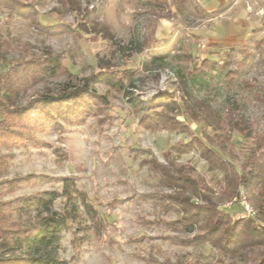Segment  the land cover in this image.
Returning a JSON list of instances; mask_svg holds the SVG:
<instances>
[{
  "label": "rangeland",
  "instance_id": "obj_1",
  "mask_svg": "<svg viewBox=\"0 0 264 264\" xmlns=\"http://www.w3.org/2000/svg\"><path fill=\"white\" fill-rule=\"evenodd\" d=\"M19 1L30 8L0 4V77L15 87L16 107L75 92L94 75L112 76L123 87L92 84L97 97L79 122L33 116L30 125L13 123L35 139L0 142V182L23 180L0 188V202L42 198L47 205L9 212L5 225L26 228L72 216L46 250L64 264H231L220 249L195 241L203 222L178 224L182 208L164 202L176 191L153 165L190 171L202 180L199 194L209 193L231 222L256 218L246 190L212 168L199 145L188 151L186 144L215 146L212 125L220 118L227 125L243 118L264 136V0ZM205 60L226 64L233 79L201 71ZM169 100L186 128L145 127L144 104L161 113ZM208 108L214 117L204 114ZM252 144L234 133L226 150H217L242 172ZM220 187L237 194L229 198ZM186 194L203 204L193 189ZM26 251L0 237V257Z\"/></svg>",
  "mask_w": 264,
  "mask_h": 264
},
{
  "label": "trees",
  "instance_id": "obj_2",
  "mask_svg": "<svg viewBox=\"0 0 264 264\" xmlns=\"http://www.w3.org/2000/svg\"><path fill=\"white\" fill-rule=\"evenodd\" d=\"M3 3L11 6L16 11L30 8L22 5L19 0H0V4ZM35 63L46 70V63H41V61H35ZM26 64L33 66L34 63L31 61ZM225 65L205 60L201 71H205V69H210L211 72L219 70L220 73H225L226 77L232 80L235 72L226 71ZM127 74H125L126 77ZM94 83H106L123 87V82L120 80L116 81L112 76L94 75L85 79L82 88L75 92H63L56 96L41 98L38 102L30 104L28 107L18 108L15 106L17 98L15 87L3 74L0 77V94H3L0 97V142L7 140L12 142L14 140L23 141L26 140V137L34 140V136L29 132L15 130L12 127L14 122H27L30 125L33 123V116H38V121L46 119L49 123L54 124H57L59 119L65 122L82 121L89 112L90 100L97 97L96 91L91 87ZM86 98H89V100ZM176 104L174 100H169L164 105L163 112L159 113L154 105L145 103L144 107L150 114L143 118L145 120H142V124L148 129L154 130L180 131L186 128L184 122L171 114ZM151 112L155 114H151ZM204 114L210 117L215 116L209 108L205 109ZM206 120L207 118L203 119V121ZM229 123L227 125L221 118L218 121H214L213 125L209 123L217 132V144L215 146L204 142H197V144L196 141L191 140L192 143L190 141L191 144H186V147L190 151L199 145L202 156L212 168L221 169L226 173L229 183L233 181L246 190L249 200L256 210L255 219H240L236 222H231L228 214L219 209V205L214 202L209 193L199 194L202 180L195 179L190 171H183V169L171 171L156 162H154L153 170L160 172L165 180L164 182L176 191L174 194L166 196L164 202L182 208L184 218L178 221V224L192 227L199 223H204L205 232L196 236V242H206L220 249L234 260L231 264H264V226L258 227L256 224L258 221L264 225V136L255 133L251 129L252 124L243 118H231ZM234 133L246 139H253L248 158L249 163L242 172H237L231 163L226 161L217 150V148L226 150L225 143L232 142ZM21 181L23 180L20 178L13 181L0 182V188L6 186L14 188ZM189 188L196 193L195 197L199 195L203 199V204L195 203L193 197L186 194ZM220 190L223 195L229 198H233L237 194L225 190L224 187H220ZM46 202L42 198L36 199L35 202H33V198H18L9 202H0V237L3 239L10 237L13 239V243L19 245V247H27V251L24 254L0 257V264H64L48 254L46 250L59 242L60 235L67 227L69 219H74L72 216L46 217L26 228L5 225L8 222L9 212L18 209L28 210L34 203L45 206L47 205ZM246 250H250V253H252L251 257H249L248 252H245ZM248 260H250L249 263Z\"/></svg>",
  "mask_w": 264,
  "mask_h": 264
},
{
  "label": "built area",
  "instance_id": "obj_3",
  "mask_svg": "<svg viewBox=\"0 0 264 264\" xmlns=\"http://www.w3.org/2000/svg\"><path fill=\"white\" fill-rule=\"evenodd\" d=\"M243 205H244V208H245L246 212L248 213V215L250 217L255 215V211H254V209L252 208V206L249 203L244 201Z\"/></svg>",
  "mask_w": 264,
  "mask_h": 264
}]
</instances>
